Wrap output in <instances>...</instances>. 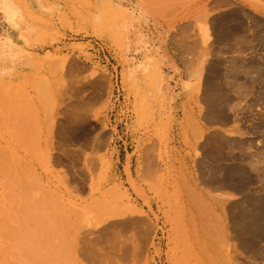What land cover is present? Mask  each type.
Masks as SVG:
<instances>
[{
  "label": "rangeland",
  "instance_id": "rangeland-1",
  "mask_svg": "<svg viewBox=\"0 0 264 264\" xmlns=\"http://www.w3.org/2000/svg\"><path fill=\"white\" fill-rule=\"evenodd\" d=\"M196 1L0 0V264H264V18L197 28L184 106Z\"/></svg>",
  "mask_w": 264,
  "mask_h": 264
},
{
  "label": "crops",
  "instance_id": "crops-1",
  "mask_svg": "<svg viewBox=\"0 0 264 264\" xmlns=\"http://www.w3.org/2000/svg\"><path fill=\"white\" fill-rule=\"evenodd\" d=\"M237 10L247 17L243 22V27L250 26V17L264 18V0H197L193 7L188 9L185 22L179 24L181 28L187 30L195 28L196 37L192 40V46L181 47L177 41L170 40L171 49L169 51L161 47L157 48L164 87L174 94V101L184 100L185 102H180L181 105H192L190 94L193 95L195 101L198 96L200 102L202 101L201 94L204 88L207 63L203 58L201 40L197 39V28L204 25L212 28L219 16ZM205 13V23L199 22L203 21L202 16ZM234 41L240 42L242 39H234ZM223 132L233 136L243 133L237 123L229 125Z\"/></svg>",
  "mask_w": 264,
  "mask_h": 264
}]
</instances>
